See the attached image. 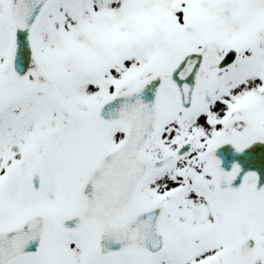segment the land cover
I'll list each match as a JSON object with an SVG mask.
<instances>
[{
  "label": "snow or ice",
  "instance_id": "1",
  "mask_svg": "<svg viewBox=\"0 0 264 264\" xmlns=\"http://www.w3.org/2000/svg\"><path fill=\"white\" fill-rule=\"evenodd\" d=\"M0 264H264V0H0Z\"/></svg>",
  "mask_w": 264,
  "mask_h": 264
}]
</instances>
